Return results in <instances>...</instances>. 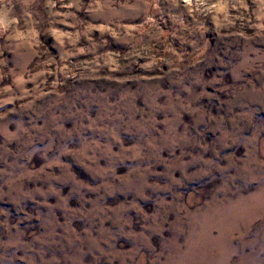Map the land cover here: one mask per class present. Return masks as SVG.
Wrapping results in <instances>:
<instances>
[{
  "label": "clouds",
  "instance_id": "9594fccd",
  "mask_svg": "<svg viewBox=\"0 0 264 264\" xmlns=\"http://www.w3.org/2000/svg\"><path fill=\"white\" fill-rule=\"evenodd\" d=\"M0 264H264V0H0Z\"/></svg>",
  "mask_w": 264,
  "mask_h": 264
},
{
  "label": "rangeland",
  "instance_id": "374dc122",
  "mask_svg": "<svg viewBox=\"0 0 264 264\" xmlns=\"http://www.w3.org/2000/svg\"><path fill=\"white\" fill-rule=\"evenodd\" d=\"M111 203V202H110Z\"/></svg>",
  "mask_w": 264,
  "mask_h": 264
}]
</instances>
